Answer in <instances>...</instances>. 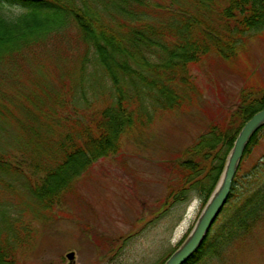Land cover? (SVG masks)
I'll return each instance as SVG.
<instances>
[{"label": "trees", "instance_id": "trees-1", "mask_svg": "<svg viewBox=\"0 0 264 264\" xmlns=\"http://www.w3.org/2000/svg\"><path fill=\"white\" fill-rule=\"evenodd\" d=\"M108 1L118 15L107 18L90 0H0L20 8L13 17L0 14V119L17 129L26 140L24 146L40 150L24 183L43 210L55 206L84 168L119 153L122 139L147 127L158 112L194 104L201 90L192 69L208 56L235 58L244 36L264 25V0ZM72 31L84 47L79 70L92 49L95 68L109 80L114 94L78 115L64 112L75 108L70 89L48 106L47 97L52 95L27 62V56L36 55L47 41ZM4 82L11 87L2 86ZM262 107L264 86L243 89L232 111L211 122L182 157L172 161L171 171L177 177L169 191L173 203L194 193L202 207L206 204L241 127ZM19 113L32 120H22ZM263 128L245 146L227 203L237 184H242L237 179L242 162L259 143ZM13 160L0 156L2 173H18ZM252 169L243 186L253 184L251 179H258L255 174L264 166L256 164ZM245 198L222 229L216 235L209 232L184 264L218 255L263 221L264 181ZM16 252L14 243L0 239V264H15Z\"/></svg>", "mask_w": 264, "mask_h": 264}, {"label": "rangeland", "instance_id": "rangeland-1", "mask_svg": "<svg viewBox=\"0 0 264 264\" xmlns=\"http://www.w3.org/2000/svg\"><path fill=\"white\" fill-rule=\"evenodd\" d=\"M90 1L107 18L119 14L108 0ZM19 11L18 6L0 4L2 15L13 17ZM83 50L72 31L27 56L52 95L47 97L48 106L65 89L73 90L75 108L64 109L66 115L97 108L114 96L109 80L95 68L92 49L79 70ZM192 71L201 90L194 104L160 111L147 127L125 136L119 153L84 168L49 211L29 195L24 183L40 150L24 146L26 140L17 129L0 119V156L15 159L13 164L18 166L13 175L0 170V239L14 243L15 264H67L69 251L74 252L76 264H159L185 239L202 205L194 193L186 200L171 201L170 187L177 181L172 161L179 160L211 122L232 111L243 89L264 86V25L244 36L235 58L208 56ZM256 164L264 166V128L259 143L242 162L237 178L242 184ZM259 172L250 186L237 184L210 234L216 235L245 197L261 185L264 170ZM196 264H264V219L218 255H206Z\"/></svg>", "mask_w": 264, "mask_h": 264}, {"label": "water", "instance_id": "water-1", "mask_svg": "<svg viewBox=\"0 0 264 264\" xmlns=\"http://www.w3.org/2000/svg\"><path fill=\"white\" fill-rule=\"evenodd\" d=\"M264 125V107L255 112L241 127L227 156L219 181L204 205L193 228L184 241L170 254L163 264H184L199 248L212 224L228 200L234 175L250 136ZM67 264L75 263V254H66Z\"/></svg>", "mask_w": 264, "mask_h": 264}]
</instances>
